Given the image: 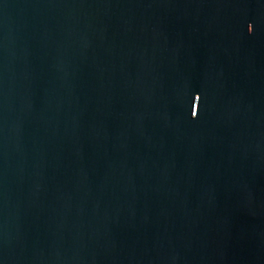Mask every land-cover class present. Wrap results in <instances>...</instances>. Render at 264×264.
Here are the masks:
<instances>
[{
    "label": "water",
    "instance_id": "95a60500",
    "mask_svg": "<svg viewBox=\"0 0 264 264\" xmlns=\"http://www.w3.org/2000/svg\"><path fill=\"white\" fill-rule=\"evenodd\" d=\"M0 264H264V0H0Z\"/></svg>",
    "mask_w": 264,
    "mask_h": 264
}]
</instances>
